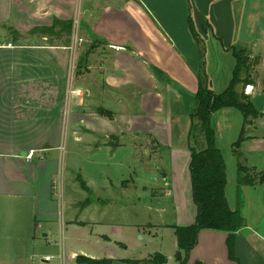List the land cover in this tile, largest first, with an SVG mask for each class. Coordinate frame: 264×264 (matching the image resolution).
Wrapping results in <instances>:
<instances>
[{"label":"crops","instance_id":"0c3cea01","mask_svg":"<svg viewBox=\"0 0 264 264\" xmlns=\"http://www.w3.org/2000/svg\"><path fill=\"white\" fill-rule=\"evenodd\" d=\"M31 2L0 0V43L13 45L0 47V264H37L34 260L42 254L40 250L51 246L52 228L48 225L61 221V201L70 195L67 181L60 176L61 155L56 153L66 110L74 119L72 133L78 145L70 166L77 172L74 181L87 196L83 194L82 201L68 200L70 206L76 205V212L84 210L85 215L71 216L63 230L68 224L77 228L87 223L92 227L136 224L97 219L89 222L82 217L88 218L86 212L93 207L109 211V206L118 205L110 201V173L100 174L95 167H125L126 160L144 165L142 151L148 154L152 145L148 140L144 148L146 135H152L161 150L170 147L175 135L182 136L184 144L179 141L182 147L173 145V150L184 151L188 156L185 164H190L191 113L197 105L202 61L189 18L204 43V68L217 93L228 87L233 75L235 58L228 48L264 49V0H82L89 23L86 40L92 44L75 58L71 102L65 110L62 100L66 99L67 83L61 73L69 45H59L57 39L47 46L29 42L30 34H46L32 32L43 28L40 24L33 29L25 26L46 16L41 14L43 10L35 12ZM52 33L54 38H62L58 30ZM184 103L185 112H181ZM98 108L112 111L114 118L99 114ZM232 109L222 108L212 115L216 144L224 141V133L231 127ZM241 121L243 125L244 118ZM245 132L239 151L249 169L261 176L253 184L240 183L237 161L238 175L231 178L232 183L237 180L238 189L233 206L228 198L225 159L228 202L243 217V226L236 232L237 259L229 256L227 232L202 230L189 264L198 260L204 264H264V182H260L264 178V113L252 119ZM30 151L34 156L27 160L25 155ZM148 156L149 160L153 157ZM132 167L128 166L120 180L124 213L130 212L127 206L131 205L126 203L131 200L130 194L143 188L144 179H150L143 177V169ZM79 176L88 190L80 185ZM167 177L168 173L164 177L166 185ZM188 179L191 193L190 168ZM179 187L180 183L174 184L168 195L179 194ZM237 187L248 189L241 193L253 204L248 211L237 201ZM146 207L158 209L152 204ZM196 215L197 206L192 204L190 214L184 213L178 225L192 224ZM38 229H43V239L37 235ZM61 243L64 245V238ZM77 256L72 254V258ZM41 263L51 260L42 258Z\"/></svg>","mask_w":264,"mask_h":264},{"label":"rangeland","instance_id":"374dc122","mask_svg":"<svg viewBox=\"0 0 264 264\" xmlns=\"http://www.w3.org/2000/svg\"><path fill=\"white\" fill-rule=\"evenodd\" d=\"M31 3L33 4L32 8L36 10L35 12L43 10L41 14H46V16L42 17L41 22L35 20L30 24L25 23V26L27 28L30 26L32 29L36 24H40V27L44 28L51 26L54 27L53 30L50 29L46 31L47 35L41 34L40 32L35 35L30 34L29 42L33 45L47 46L52 42H55V39H57V44L62 46L69 45V49L65 52V65L61 73V78L64 80L65 84L67 83L65 87V90L67 91L66 99L62 100V104L65 105L66 110L71 102L69 96L74 81L75 58L77 57V54L92 44V42L86 40L89 23L84 11V4L82 0H32ZM58 10L61 11L59 12ZM55 13L57 17H55ZM58 19L59 22L56 24V20ZM69 24H71V27H69ZM54 30L61 32L62 38H54L52 35V31ZM43 35H46L47 39H43ZM245 48L248 50L252 60L255 61L254 67L252 68V78L254 80V84L252 85L254 86V90L255 92H263L264 49L249 46H246ZM184 105L185 103L182 104L181 112H185L183 109L186 106ZM65 115L66 116H64L63 120L65 127L61 134L58 135L61 146L56 153H60L61 155L60 176H63L65 182L67 181V185H65L67 192L70 195L68 197L65 196L61 201V221L53 225H48L52 228L49 235L51 246H44V248L40 250V253L42 254L35 258V263L43 264L41 263V259H46L45 255L47 254L51 257V263L48 264H77L75 257L72 258V254H75V256L86 254L98 258L109 257L128 260L132 258H149L155 252L159 251L167 256L168 262L166 264H177V252L174 251L176 237L173 226L178 225L182 217H184V213L186 214L188 212V214H190L192 204H194V206L196 205L192 199V191L191 193L189 191V165L185 164L188 156H185V152L182 150H173V145L182 147L178 144L179 141H183L181 140L182 136L178 137L175 135L170 147L162 148V150L155 144L156 140L152 135L144 136V148L149 140V143H152V145L147 153L153 156L151 160H149L148 154L143 150L142 160L144 165H134L132 161L126 160L125 163L127 165L125 167L115 165L104 166L102 168L98 166L95 167V170L100 174H103L104 172H106V174L107 172L108 174L110 173V181L113 182L111 193L112 199L110 201L112 204L118 205L112 207L109 206V208H111L109 211L105 209L98 210L93 207L89 212L85 211L88 218L82 217V219L89 222L92 219H97L101 221L111 220L118 223L136 224H121L119 227H112L110 224L104 223L92 227L87 223V225H80L78 228L74 227V225L70 226L68 224L67 230L65 228L63 230L62 227L64 222L68 221L71 216L85 215L84 210H81L79 213L76 212L74 209L76 205L73 204L70 206L69 201H82V199L84 200L83 194H85L84 196H87V193L81 191L79 185L74 181L77 172L71 170L72 167L70 166V162L71 160H74V154L77 152L75 149L78 148V145L74 142V135L72 133L74 119H72L71 114L68 113L67 110L65 111ZM242 118V113L233 108L230 118L231 127L224 133V141H219L217 143L227 160L229 176L228 198L232 205L236 203L235 196L237 195L236 193L238 190H236L237 180H235L236 183H232L231 179L236 173L238 161V158L232 149V144L237 140L240 131L243 128L241 121ZM30 141H32V139ZM129 165L133 166L131 169H143V177L145 178V176H149L153 181H150V179H148L149 181H146V179H144L142 182L143 188L141 187L130 194L131 200L126 202L128 205H131L127 206L130 209V212L124 213L121 205L122 185L120 180L128 169H130L128 168ZM68 171H71L72 174L68 175ZM165 173H168L167 185L165 184L166 181L164 179ZM248 173L251 179L259 181V173L254 174L251 169L248 170ZM236 175L238 174L236 173ZM79 178L80 179L77 180L81 185V180L84 181V179L81 176H79ZM237 179L240 183H243L240 181V175L237 176ZM171 181H173V183ZM177 183H180V187L178 188L179 194L174 193L173 196L168 195L167 190L173 189L174 184ZM131 185L132 183H129L127 186L130 187ZM237 188H239L240 193V197L237 201H239L240 205L244 204L246 211H248L249 207H252L253 204L250 205L248 197L241 194L243 190L247 191L248 189H241V187ZM257 192H259V190ZM134 203H136V206L133 205ZM150 204L158 209L148 210L146 205ZM147 223H152V225H147ZM43 233V229L37 230V235L42 239ZM98 233L105 234L109 238L98 235ZM63 238L64 245L61 243ZM123 259L118 261L124 262Z\"/></svg>","mask_w":264,"mask_h":264},{"label":"trees","instance_id":"16d2710c","mask_svg":"<svg viewBox=\"0 0 264 264\" xmlns=\"http://www.w3.org/2000/svg\"><path fill=\"white\" fill-rule=\"evenodd\" d=\"M57 22L59 20H56V24ZM189 25L194 38L200 46L202 61V68L198 73L197 105L191 113L192 124L190 131L191 155L189 168L192 197L197 206V215L192 224L173 226L177 242V264H189L190 253L197 245L198 237L202 230L227 232L229 256L232 259H237L235 255V239L236 232L243 226V217L239 211L232 210L228 202L226 195L227 167L224 155L216 144L212 115L214 112L228 107L237 108L242 113L244 124L238 139L233 144V150L238 158L240 181L245 184H253L254 180L248 175L249 167L246 165V160L239 148L245 139L246 125L262 114L251 101V96L245 93L246 86L254 84L252 68L255 61L252 60L248 50L242 46H231L228 48V50L232 51L235 58L233 75L228 87L224 91L217 93L211 87L209 77L205 71L204 43L200 38L199 32L195 29L191 17L189 18ZM53 27L34 28L32 32L53 30ZM69 27H71V24H69ZM97 112L110 119L114 118V113L104 108H98ZM260 182H264L263 177ZM81 185L88 190L83 180H81ZM116 261L113 258H92L82 254L76 257L77 264H114ZM123 261L128 264H166L168 259L165 254L158 251L149 258ZM194 264L204 263L198 260Z\"/></svg>","mask_w":264,"mask_h":264},{"label":"water","instance_id":"95a60500","mask_svg":"<svg viewBox=\"0 0 264 264\" xmlns=\"http://www.w3.org/2000/svg\"><path fill=\"white\" fill-rule=\"evenodd\" d=\"M251 101L253 102V104L255 105V107L259 112L264 113V92H255L251 96ZM166 175L167 173L164 174V177H166ZM262 200L264 201V191L262 194ZM114 264H128V263L117 260Z\"/></svg>","mask_w":264,"mask_h":264},{"label":"built area","instance_id":"2783aa9c","mask_svg":"<svg viewBox=\"0 0 264 264\" xmlns=\"http://www.w3.org/2000/svg\"><path fill=\"white\" fill-rule=\"evenodd\" d=\"M12 43H0V47H12ZM245 93L249 96H252L255 93L254 86L252 84H248L245 88ZM34 156V151H30L25 155L27 160H31ZM47 260H50L51 257H46Z\"/></svg>","mask_w":264,"mask_h":264}]
</instances>
